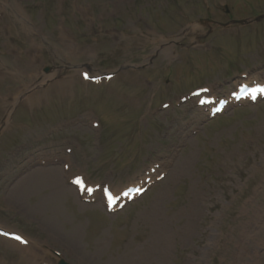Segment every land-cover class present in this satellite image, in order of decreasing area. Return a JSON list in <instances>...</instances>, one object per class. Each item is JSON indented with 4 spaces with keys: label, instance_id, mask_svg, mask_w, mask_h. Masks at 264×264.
<instances>
[{
    "label": "rangeland",
    "instance_id": "obj_1",
    "mask_svg": "<svg viewBox=\"0 0 264 264\" xmlns=\"http://www.w3.org/2000/svg\"><path fill=\"white\" fill-rule=\"evenodd\" d=\"M262 13L264 0H0V227L40 264H57L53 251L74 264H264V100L210 117L190 96L226 97L264 72V19L209 32L199 18ZM170 40L183 45L144 70L82 80ZM140 172L147 191L115 213L72 181L101 193ZM17 246L0 235V264H30Z\"/></svg>",
    "mask_w": 264,
    "mask_h": 264
},
{
    "label": "bare ground",
    "instance_id": "obj_2",
    "mask_svg": "<svg viewBox=\"0 0 264 264\" xmlns=\"http://www.w3.org/2000/svg\"><path fill=\"white\" fill-rule=\"evenodd\" d=\"M256 73V74H254V76H252V75H248V78H247V80L248 81H258L259 79H260V77L261 76H263L262 75V73H261V71H257V69H254L253 70V73ZM235 82H238V80H236ZM262 82H264V80L262 81ZM54 168V169H53ZM52 169L54 170V173H55V175H54V177H56L57 176V180H58V182L60 181V172L58 171L59 170V167H57V166H54ZM141 175H145V174H142L141 172L140 173H138V174H135L132 178L134 179L135 178V180H139V179H141V178H144V176L142 177ZM63 180H64V177H63ZM64 182V181H63ZM65 183V187L67 188V190H69L70 192H72L73 190H74V187H72L71 185H67V183H66V181L64 182ZM59 184H60V182H59ZM124 187H122V188H118V189H116V191H121L122 189H123ZM126 188V187H125ZM103 203H105V206H106V208H107V203H106V200H104L103 201ZM82 205H85L84 203H82ZM17 247H19V246H17ZM22 251H23V249L24 250H30L29 251V254L27 255V259L29 260L28 262L30 263V264H40L41 262L39 261V259H37V253L32 249V247H26V248H23V247H19Z\"/></svg>",
    "mask_w": 264,
    "mask_h": 264
},
{
    "label": "water",
    "instance_id": "obj_3",
    "mask_svg": "<svg viewBox=\"0 0 264 264\" xmlns=\"http://www.w3.org/2000/svg\"><path fill=\"white\" fill-rule=\"evenodd\" d=\"M261 17H262V16H260V17L256 18V20H259ZM207 21H208V20H206V21H203V22L205 23V22H207ZM243 22H248V20L241 21V23H243ZM224 25H226V24H224ZM62 264H67V263L63 262Z\"/></svg>",
    "mask_w": 264,
    "mask_h": 264
},
{
    "label": "snow or ice",
    "instance_id": "obj_4",
    "mask_svg": "<svg viewBox=\"0 0 264 264\" xmlns=\"http://www.w3.org/2000/svg\"><path fill=\"white\" fill-rule=\"evenodd\" d=\"M86 78H87V75H86ZM76 183H82V181H80V180H77V181H76ZM16 239H17V240H20V239H21V237L17 236V237H16Z\"/></svg>",
    "mask_w": 264,
    "mask_h": 264
}]
</instances>
